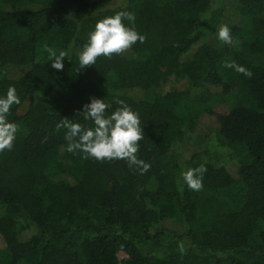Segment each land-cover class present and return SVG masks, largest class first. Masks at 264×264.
Here are the masks:
<instances>
[{"label":"trees","instance_id":"1","mask_svg":"<svg viewBox=\"0 0 264 264\" xmlns=\"http://www.w3.org/2000/svg\"><path fill=\"white\" fill-rule=\"evenodd\" d=\"M111 2L0 0V97L14 87L30 100L21 115L13 105L19 131L0 153V264H264V0ZM122 11L146 41L77 71L97 21ZM221 25L231 45L218 40ZM47 48L67 53L62 71ZM91 98L108 115L117 99L139 114L148 172L66 150L56 125L92 127L77 114ZM199 129L188 159L169 160L184 131ZM200 165L203 189L179 190L181 173Z\"/></svg>","mask_w":264,"mask_h":264},{"label":"clouds","instance_id":"2","mask_svg":"<svg viewBox=\"0 0 264 264\" xmlns=\"http://www.w3.org/2000/svg\"><path fill=\"white\" fill-rule=\"evenodd\" d=\"M125 20L133 26H126ZM134 22L135 14L127 11L117 12L97 21L79 54L77 71L92 67L101 57L111 59L113 56H123L137 42L144 43L146 36L136 31ZM217 38L225 45L233 43L227 25L219 27ZM46 51L51 67L62 71L64 67L62 61L65 60L67 53L60 51L57 55L52 48H47ZM224 67L233 68L247 77L252 76L251 71L236 65L235 62H226ZM115 103L119 107L108 115L107 109L111 105L106 104L104 99L91 98L90 103L83 105L82 111L77 114L85 121H92V127L85 128L71 119L62 118L56 125V130L66 129L64 138L69 153L79 151L84 154L83 159L91 158L99 163L123 160L130 169H135L143 175L150 170L151 165L137 156L140 141L145 138L139 114L122 100L117 99ZM19 104L20 99L14 87H9L6 96L0 97V153L11 151L14 147L19 125L9 122L8 116L13 105ZM206 171L204 165L183 171L180 177L183 184L179 185V190L183 191V186L187 185L192 191H201ZM178 249L181 254L185 252L183 243Z\"/></svg>","mask_w":264,"mask_h":264},{"label":"rangeland","instance_id":"3","mask_svg":"<svg viewBox=\"0 0 264 264\" xmlns=\"http://www.w3.org/2000/svg\"><path fill=\"white\" fill-rule=\"evenodd\" d=\"M126 0H112L110 8H116L123 6L125 4ZM248 31L247 29L244 32V37H247ZM41 48H43V44L39 46L38 48V53L41 51ZM196 47H193L184 57L183 60L188 61L191 59L192 53ZM169 82L172 83L175 88L178 91H182L187 87L186 82L183 79L171 76L168 78ZM30 105V100L26 99L22 102H20L18 106V114H24L27 110V108ZM201 126V127H200ZM199 127L202 130V133L204 132V128L202 125H199ZM202 134L200 133V129L195 131V132H188L184 131V134L181 138V140L176 143L173 147V149L168 153L167 157L169 160L172 162L176 163H182L186 161L189 157V155L196 149L198 146L199 142L201 141V136ZM117 258L119 261H122L126 258L125 253L120 250L117 254Z\"/></svg>","mask_w":264,"mask_h":264}]
</instances>
